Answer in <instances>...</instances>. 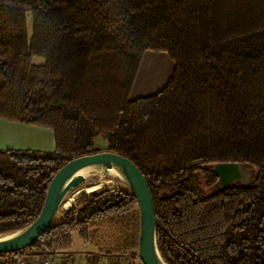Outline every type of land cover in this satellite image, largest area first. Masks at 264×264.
<instances>
[{
  "label": "trees",
  "instance_id": "1",
  "mask_svg": "<svg viewBox=\"0 0 264 264\" xmlns=\"http://www.w3.org/2000/svg\"><path fill=\"white\" fill-rule=\"evenodd\" d=\"M147 50L173 71L131 99ZM0 117L54 136L50 152L0 149V234L33 221L54 173L105 134L148 183L167 264H264V0H0ZM217 162L254 182L207 194ZM102 219L120 224L115 251L137 248L136 199L109 187L0 257H56Z\"/></svg>",
  "mask_w": 264,
  "mask_h": 264
},
{
  "label": "water",
  "instance_id": "2",
  "mask_svg": "<svg viewBox=\"0 0 264 264\" xmlns=\"http://www.w3.org/2000/svg\"><path fill=\"white\" fill-rule=\"evenodd\" d=\"M103 166L114 169L136 199V249L140 261L142 264H167L157 246L156 213L144 175L129 158L107 150L80 155L62 165L47 186L37 217L21 228L0 234V253L23 250L33 244L49 228L66 195L85 180L81 171ZM210 167L216 177L217 190L236 185L247 187L255 180L253 168L239 162H217Z\"/></svg>",
  "mask_w": 264,
  "mask_h": 264
},
{
  "label": "rangeland",
  "instance_id": "3",
  "mask_svg": "<svg viewBox=\"0 0 264 264\" xmlns=\"http://www.w3.org/2000/svg\"><path fill=\"white\" fill-rule=\"evenodd\" d=\"M28 30L30 31L31 21L28 17L27 21ZM34 62L38 63L42 60L40 58H34ZM171 70L173 68V62L168 57V55L163 51H145L143 58L141 59L138 75L133 82L132 90L130 91L129 98L134 99L137 97H143L151 95L159 91L162 87L161 82L155 83V73L158 70L167 68ZM94 146L96 149L102 151L106 149L107 140L105 134L97 136L94 139ZM255 175V172H254ZM202 186L207 194H210L217 190L215 183L211 187L205 186V181L200 177ZM93 184L96 189L92 192L99 191L104 188L113 187L116 189L128 190L129 188L126 184H123L117 179L111 178L109 176H90L87 177L79 186L74 188L71 192L67 194L62 207H60L54 216L53 223L61 221L63 212L69 208L71 205L67 204L68 198L73 196L77 190H82L84 187ZM91 193V192H87ZM83 194V193H82ZM81 195V194H80ZM78 197V196H77ZM76 197V198H77ZM75 198V199H76ZM75 201V200H74ZM74 203V202H73ZM120 233L119 222H110L107 220H99L94 223L92 227V234L88 242L82 241L77 233L71 235V248L62 253L59 256L66 255V253L71 252V254L77 255L79 258L87 261H99V262H118L123 261L126 264H142L140 261L137 249H130L125 251H120L119 253L114 250L116 238Z\"/></svg>",
  "mask_w": 264,
  "mask_h": 264
},
{
  "label": "crops",
  "instance_id": "4",
  "mask_svg": "<svg viewBox=\"0 0 264 264\" xmlns=\"http://www.w3.org/2000/svg\"><path fill=\"white\" fill-rule=\"evenodd\" d=\"M144 54L145 52L143 53V56ZM172 71L173 68L170 70L169 67L168 69L164 68L156 71L155 83L157 84L161 82L160 86L161 87L164 86L167 79L171 75ZM8 148L29 149L40 152H50L54 149L53 132L48 128L34 126L20 122L8 121L0 117V149H8ZM66 254H69V252Z\"/></svg>",
  "mask_w": 264,
  "mask_h": 264
},
{
  "label": "built area",
  "instance_id": "5",
  "mask_svg": "<svg viewBox=\"0 0 264 264\" xmlns=\"http://www.w3.org/2000/svg\"><path fill=\"white\" fill-rule=\"evenodd\" d=\"M0 264H126L118 262H99L80 259L75 254H66L56 257L46 255L33 256L26 253L14 254L9 257H0Z\"/></svg>",
  "mask_w": 264,
  "mask_h": 264
},
{
  "label": "bare ground",
  "instance_id": "6",
  "mask_svg": "<svg viewBox=\"0 0 264 264\" xmlns=\"http://www.w3.org/2000/svg\"><path fill=\"white\" fill-rule=\"evenodd\" d=\"M81 174L85 177V179L87 177L94 176V175L95 176H99V177L109 176V177L114 178V179H117L120 182H122L123 184H125L121 180V178L119 177V175L117 174V172L114 169H112V168H110L108 166H103L102 168H88V169H85V170L81 171ZM95 189H96V186L93 185V184H90V185L84 187L82 190H77L76 193L73 196H71L70 198H68L67 204L68 205H73V202H74V200H75V198L77 196H79L82 193L92 192ZM66 197H67V195H66ZM66 197L64 198V200H63V202L61 204V207L63 206Z\"/></svg>",
  "mask_w": 264,
  "mask_h": 264
}]
</instances>
